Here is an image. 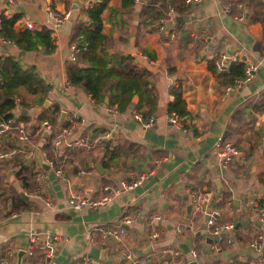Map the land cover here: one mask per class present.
<instances>
[{
	"label": "crops",
	"instance_id": "crops-1",
	"mask_svg": "<svg viewBox=\"0 0 264 264\" xmlns=\"http://www.w3.org/2000/svg\"><path fill=\"white\" fill-rule=\"evenodd\" d=\"M99 1L73 6L74 0H0V15L17 18L14 31L49 26L55 46L22 49L0 34V59L13 56L24 68L35 66L48 85L42 101L19 87L10 110L29 139L19 142L9 130L1 134L0 151L8 154L0 156V261L35 264L41 251L37 245L27 253L32 231L40 239L54 238L50 264H76L84 256L87 264H131L126 249L145 256V264L264 261V240L261 249L249 245L256 232L264 233L254 205L264 201V110L255 109L264 94V0H183L182 11L174 0L127 5L108 0L99 14L90 15L86 8ZM169 8L172 20L161 27L157 17ZM49 9L66 15L60 24L51 23ZM84 25L104 35L89 51L101 61L97 72L105 80L98 100L66 72L68 62L92 65L79 59L86 42L78 29ZM73 41L85 46L75 61L69 59ZM221 54L224 67L237 59L255 62L252 78L227 89L229 83L209 66ZM173 85L181 87L188 111L181 126L167 115ZM149 111L154 116L149 125L134 117ZM71 114L77 117L72 136L87 135L92 145L54 149V133ZM44 120L50 129L42 127ZM219 138L243 149L247 159L236 157L222 167L214 147ZM40 173L44 178L37 181ZM138 175V184L122 188L104 205L67 203L73 191L97 197L105 185ZM202 191L209 192L205 208L232 228L208 233L206 213L195 211L190 199ZM47 197L53 205L45 203ZM125 217L133 220L124 224ZM120 224V240L102 234Z\"/></svg>",
	"mask_w": 264,
	"mask_h": 264
},
{
	"label": "built area",
	"instance_id": "built-area-1",
	"mask_svg": "<svg viewBox=\"0 0 264 264\" xmlns=\"http://www.w3.org/2000/svg\"><path fill=\"white\" fill-rule=\"evenodd\" d=\"M98 1V0H97ZM200 0H184L186 4H192L199 2ZM241 4V3H238ZM231 3L226 2L224 3V9L230 10ZM48 13L51 17L50 21L52 24H60L62 20L65 18L66 15L61 14L60 12L52 11L51 9L48 10ZM173 12L172 8H169V10L163 14L160 18L157 19V24L161 27L165 25V23L169 20H172ZM1 27V22H0ZM27 27H32L31 23H27ZM85 46L80 44L79 42L73 41L69 44V59L72 61H75L77 59V56L79 52L84 48ZM227 58L224 54H221L215 59V67L217 70H221L225 63ZM256 63L255 62H248L245 65L244 73L241 78H236L234 81V85H239L241 83H244L248 80H250L253 76V73L256 70ZM232 88L231 85L227 86V89ZM110 111L115 112L117 111L115 108H108ZM168 119L172 121L173 123L178 124L181 126L180 120L184 118L177 116L175 113H167ZM134 117L137 118L142 122L144 125H149L152 120L154 119L153 114H151L148 118L144 119L142 118L141 114L139 112L134 113ZM77 121V117L74 114L69 115L62 126L59 127V129L54 133L53 139H52V147L54 149L60 148V146L64 143V146L68 147H85L89 148L92 145V140L87 135L81 136V137H73V131L75 127V123ZM42 127L45 129H50L52 126L47 121L44 120L42 122ZM9 130L13 136H16L19 142H26L29 139V132L27 131L24 123L21 121H18L14 118V116H10L8 118L0 120V138L1 134H3L5 131ZM215 152L219 159V163L222 167H226L231 161H233L234 158L239 157L241 161H244L247 159V155L245 151L241 148H238L236 145H234L233 142L226 140L224 138H219L217 142L215 143ZM8 152H1L0 156L3 157L7 155ZM52 165V164H50ZM54 170L56 173L60 172V168H55ZM44 178V174L40 173L36 175L37 181H40ZM142 176H134L130 177L129 179H121L120 182L117 185L111 186L110 184L104 186V192L100 194L97 197H92L89 195H86L83 193L81 189L71 192V194L67 198L68 205L74 207V208H81V207H88L93 208L95 206L104 205L107 202H109L113 196L122 188H132L136 184H138L141 180ZM191 203L194 206L195 211L202 212L207 214L206 219V228L209 234L218 235L222 230H227L229 228L233 227L232 222H218L216 220V210H207L206 203L209 199V192L208 191H202V192H193L190 195ZM45 203L48 206L53 205V199L51 197L45 198ZM256 205V211L258 214V218L261 220V222L264 221V201L260 203H254ZM133 220L132 217H125L123 219V223H130ZM122 223V224H123ZM120 224L116 227H108L102 229L103 235H112L117 240H120L122 235L124 234V228L123 225ZM157 235L156 232H152L150 234L151 238H154ZM29 242L27 247V253L32 254L36 246L38 245L41 254L38 259V261L35 264H50L51 257L54 253L55 249V241L53 237L47 236L43 239H40L39 232L32 231L29 234ZM264 240V233L263 232H256L255 235L251 238L249 241V245L255 249H261L263 245ZM215 248H218L219 246L217 244L214 245ZM123 255L126 258H129L131 264H145L147 258L145 256H138L135 255L131 250L126 249L123 251ZM192 255L195 256L196 253L192 252ZM90 262V258L87 256H84L82 258V261H77L76 264H87ZM0 264H11L8 260H2L0 261ZM202 264H209V263H202ZM256 264H264L263 260H259L256 262Z\"/></svg>",
	"mask_w": 264,
	"mask_h": 264
},
{
	"label": "trees",
	"instance_id": "trees-1",
	"mask_svg": "<svg viewBox=\"0 0 264 264\" xmlns=\"http://www.w3.org/2000/svg\"><path fill=\"white\" fill-rule=\"evenodd\" d=\"M131 1L134 0H123V4L127 5ZM107 2L108 0H100L93 6L87 7L86 10L90 15L99 14L107 5ZM171 3H174L179 11L186 8L183 0H174ZM161 16L162 14L159 15L157 19ZM16 19V16L7 17L4 14L0 15V34L8 41L15 42L16 45L22 49L34 48L39 43L44 45L47 50H53L55 48L51 36L52 29L49 26H43L40 29L24 28L16 32L12 28ZM87 27L88 25H84V27H79L78 29V32L82 34L83 40L86 42V50L83 49L81 51L79 59H85L92 65L80 66L78 61L74 63L68 62L66 65V72L68 79L72 83L84 86V88L98 100L104 96L102 87L105 80L97 72V67L101 64V61L95 59L94 55H90L89 51L96 50L97 45L101 39L104 38V35L101 32L94 33ZM245 65V61L237 59L229 63L228 66L223 67L220 71L216 69L214 62L209 66L216 76L222 78L225 84L229 83L228 85H233L236 78H241L243 76ZM107 73H109V71H107ZM19 87H22L29 93L36 94L34 100L38 101L44 99V95L48 89V85L45 84L40 77L35 66L31 65L24 68L13 56L0 59V120L11 116L12 113L10 110L14 106L17 95L19 94ZM171 91L173 99L167 105V112L170 114L175 113L179 117L187 116L188 111L186 109V102L182 97L181 87L179 85H173ZM118 105L121 108V104ZM255 109L258 111L264 110V94L261 96L260 100L257 101ZM150 112L151 111L147 113L142 112L144 118L152 114ZM19 160L21 161L20 168H24L23 158L19 157ZM260 202L262 201L258 203Z\"/></svg>",
	"mask_w": 264,
	"mask_h": 264
},
{
	"label": "water",
	"instance_id": "water-1",
	"mask_svg": "<svg viewBox=\"0 0 264 264\" xmlns=\"http://www.w3.org/2000/svg\"><path fill=\"white\" fill-rule=\"evenodd\" d=\"M82 2V0H74V4H73V6H77L78 4H80ZM48 102V101H47ZM63 145H64V143H63ZM207 217V214H206V216H205V218ZM257 219H259L258 217H257ZM259 222H261V220L259 219ZM187 264H196V262L194 261V260H190Z\"/></svg>",
	"mask_w": 264,
	"mask_h": 264
}]
</instances>
